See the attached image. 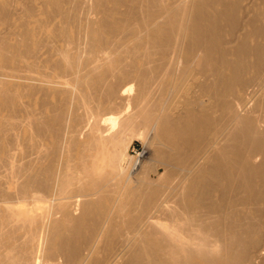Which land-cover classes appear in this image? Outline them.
<instances>
[{
    "label": "bare ground",
    "instance_id": "bare-ground-1",
    "mask_svg": "<svg viewBox=\"0 0 264 264\" xmlns=\"http://www.w3.org/2000/svg\"><path fill=\"white\" fill-rule=\"evenodd\" d=\"M0 264H264V0H0Z\"/></svg>",
    "mask_w": 264,
    "mask_h": 264
},
{
    "label": "rangeland",
    "instance_id": "rangeland-1",
    "mask_svg": "<svg viewBox=\"0 0 264 264\" xmlns=\"http://www.w3.org/2000/svg\"><path fill=\"white\" fill-rule=\"evenodd\" d=\"M132 140L131 142L129 143V148L127 150V154L128 156H130V158L132 159V161H140V162H143L144 167L146 166V162H149L150 160L152 161L151 163H147L150 167H151V164L152 166H154L153 164L155 163L154 159L155 157H152V155L154 156L153 154V149L150 148V146L148 145V138L146 136V134L142 131L141 128H139L138 126H135L132 130ZM149 149V150H148ZM153 150V151H151ZM145 162V163H144ZM142 164V163H141ZM147 165V168L151 171L152 168L154 167H151L149 168V166ZM147 168L145 169L146 171ZM148 171L147 172V176L154 180L155 176H154V173L152 171L150 172ZM162 173V172H161Z\"/></svg>",
    "mask_w": 264,
    "mask_h": 264
}]
</instances>
